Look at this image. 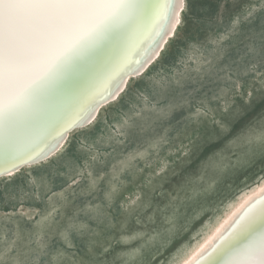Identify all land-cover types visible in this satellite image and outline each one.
Segmentation results:
<instances>
[{
  "label": "clouds",
  "instance_id": "obj_1",
  "mask_svg": "<svg viewBox=\"0 0 264 264\" xmlns=\"http://www.w3.org/2000/svg\"><path fill=\"white\" fill-rule=\"evenodd\" d=\"M186 11V0H179L171 16V22L177 25L178 34L184 27ZM262 12H264V0H253L250 5L242 9L240 14L233 17L226 31L210 38L207 44H189L178 59L171 76L160 73L149 76L153 67L142 76L135 78L136 81L146 78L154 91L163 96L172 88H183L189 83L203 81L206 77L223 71L225 75L222 79L226 83L220 92L212 97V102H224L233 116L227 123L226 131L221 133L229 137L223 149L205 162L198 172L184 176L179 183L173 185L172 190H168L166 186L180 173L176 166L165 168L160 164L161 155L173 151V140L179 142L181 137L188 138L194 143L189 129L198 127L202 119L211 117L215 109L210 107L207 100H201L197 102L194 111L186 116L185 128L177 132L174 137L169 136L170 129L166 128L161 134L147 135L142 144L129 151H123L121 148L127 144L132 132L151 133L157 123L170 120L177 111L191 106L188 100L161 106L149 95L138 94L137 103L131 106L129 112L121 116L118 123L100 122L103 131L95 140L79 137L78 151L88 157L83 166L68 156L70 141L32 166L47 167L52 176H66L69 183L64 191L52 192L48 176L38 177L29 172L27 188H22L13 196L21 202L31 198L40 200L42 196H48L47 212L44 214L35 212L36 215H42V221L34 226L35 231L29 240L30 256L27 264H41V258L44 256H50L49 264H153L152 258L159 255L157 250L168 248L176 240L179 242L164 258L163 264H203V257L216 248L246 210L255 203L253 198L232 218L223 231L213 236L234 208L240 204L241 196L246 191H251L253 187L264 186V173H262L259 178L243 182L238 187L230 185L227 193L217 196L227 177L235 176L239 171L250 167L255 159L264 157V112L253 116L239 132L231 135L234 124L252 110L253 101L264 99V72L256 71L260 65H264V34L259 37L255 34L247 37L237 68L219 67L229 52L228 42L239 38L244 26L253 24L258 13ZM177 13L180 15L179 21H177ZM75 39V34L66 38L60 48L70 47ZM84 48L86 46L73 50L66 62ZM55 54L54 52L53 55ZM249 76L256 77V82L259 84L257 91L262 95L250 97L245 108H234V97L237 95L235 89ZM128 83L130 88L132 80L130 79ZM129 88L118 90L113 102L118 104ZM16 99L17 94L13 93L5 98L4 103L8 105ZM201 112L204 113L203 118L200 117ZM96 126L97 121L94 120L81 131L90 132ZM103 149H111V152H105ZM190 156L191 153L185 154L181 161H187ZM108 157H112L109 172L96 176L93 170L95 165L103 164ZM57 165L62 166L65 171H58ZM141 166L152 169V176L146 185L147 193L137 194L134 199L130 198L129 201L121 203L125 219L117 227L103 209L110 208L115 203L120 192L128 186L125 177L139 175L142 172ZM83 181H87V184L81 189L79 186ZM101 183L106 185L103 205L88 203L83 208L74 210L71 217H65V210L72 203L70 197L89 195L95 192ZM155 195H159L165 201L163 206L154 207L152 197ZM149 209L153 211L146 215ZM81 216L89 217L97 224H106L109 229H117V234L103 240L97 239L101 236V232L91 228L86 221L80 219ZM57 217L64 220L62 226L59 225ZM157 222L160 223L159 228L150 227ZM130 223H134L136 227L130 229ZM9 224L15 225V230L10 228ZM48 229H52V234L57 235L67 249L74 248L73 233L80 237L88 236L92 259L86 262L73 261L65 250L49 253L45 239L50 234ZM10 233H12L11 238ZM210 236L213 239L208 248L193 259V250ZM18 237V222L0 221V245L4 246L3 254L6 255L13 250ZM117 246L119 250L113 252ZM96 248L100 249L99 253L95 251ZM109 253L112 255L109 256ZM20 264L24 262L21 261Z\"/></svg>",
  "mask_w": 264,
  "mask_h": 264
},
{
  "label": "bare ground",
  "instance_id": "obj_2",
  "mask_svg": "<svg viewBox=\"0 0 264 264\" xmlns=\"http://www.w3.org/2000/svg\"><path fill=\"white\" fill-rule=\"evenodd\" d=\"M178 2L64 0V6L40 9L34 28L14 41L18 61L27 70L14 77L0 71V173L27 162L0 178L11 177L50 156L71 132L94 121L104 106L113 103L118 90L131 78L142 75L177 29L171 16ZM85 3L114 6H74ZM74 34L76 39L70 47H51L53 37L63 35L66 39ZM85 46L66 62L73 50ZM42 51H47L46 64L35 62ZM13 93L17 99L6 105L5 98ZM262 193L264 188L223 226L219 232L255 198L224 239L203 257V264H264Z\"/></svg>",
  "mask_w": 264,
  "mask_h": 264
},
{
  "label": "rangeland",
  "instance_id": "obj_3",
  "mask_svg": "<svg viewBox=\"0 0 264 264\" xmlns=\"http://www.w3.org/2000/svg\"><path fill=\"white\" fill-rule=\"evenodd\" d=\"M253 0H186V14L184 16V27L178 34L177 29L172 38L165 44L163 52L159 58L149 67L153 68L149 73H160L167 76L173 74V70L177 66L178 59L183 55L184 49L191 43L207 44L210 38L219 35L227 30L231 20L236 15L240 14L242 9L247 7ZM255 34L259 37L264 34V12L258 13L256 21L251 25H245L242 30V35L228 42V54L220 64L223 69L227 66L230 69H235L239 66V58L246 46V40L249 35ZM149 68L146 70L148 71ZM145 71V72H146ZM257 72H264V65H260ZM143 75V74H142ZM140 75V76H142ZM225 75L223 71H218L216 74L206 77L203 81L197 83H189L183 88H172L167 94L161 96L156 93L150 82L144 78L136 81L131 78L132 86L129 88V83L125 88H129L128 92L120 99L119 103H110L104 106L99 112L95 121L97 126L90 132H83L79 128L71 132L67 137L66 142H71V147L68 151V156L73 161L83 166L84 162L88 159L87 155L78 151L77 142L79 137L84 136L95 140L96 137L102 134L103 125L101 121L109 124L118 123L121 116L131 110V106L137 103L136 97L140 93H144L158 101L161 106L169 103H179L184 100L190 102V107L182 108L177 111L170 120L157 123L153 131L148 134H142L139 131H134L129 135L127 144L123 145L121 150L129 151L139 144H142L147 135L161 134L166 128L170 129L169 136L174 137L177 132L182 131L187 125L186 116L189 112L194 111L197 102L207 100L210 107L215 110L212 112L211 117L203 118L204 113H200L203 118L198 127H192L189 131L192 134L191 143L188 138L181 137L180 141L173 140V151L163 153L160 157L159 163L165 168L176 166L179 175L175 177L166 186L168 190H172L173 185L179 183L184 176L194 174L199 171L201 166L207 162L215 153L223 149L228 136L221 133L226 131L227 123L233 118L229 113L228 107L224 102H212V97L216 96L221 88L225 85L222 77ZM259 84L256 82V77H246L240 86L235 89L237 95L234 97L233 107L245 108L250 97L262 95L257 91ZM253 108L247 112V115L236 122L232 128L231 135H235L240 129L250 120L253 116L260 112H264V99L253 101ZM247 110V109H245ZM105 152H111V149H103ZM191 153L187 161H181V158ZM181 161V162H180ZM112 163V157L105 159L103 164H96L94 173L99 176L102 173H108ZM142 167V172L133 177L126 176L128 186L124 188L115 203L110 207L103 209L107 215L111 217L112 223L117 227L124 221L125 214L121 208V203L129 201L130 198L134 199L137 194H146V185L152 176V169ZM58 171L63 172L65 169L57 165ZM163 170V169H162ZM31 172L35 176H48L51 181L52 192H62L67 188L69 180L66 176L55 175L52 176L49 168L47 167H25L18 173L11 177H2L0 179V221H16L19 223V237L16 245L11 252L6 255L3 254L4 246L0 245V264H20L21 261L27 264V259L30 256L28 252L29 240L35 231L34 226L40 224L42 215H36L35 212L44 214L48 210V196L44 195L40 200L34 198L27 199L21 202L19 199H14L13 196L18 194L22 188H27V174ZM264 173V157L257 158L253 161L250 167L244 168L239 171L235 176H229L225 179L221 186L220 192L217 196H222L229 191V186L238 187L243 182H248L252 179L259 178L260 174ZM87 181H83L79 186L81 189L86 187ZM264 186L253 187L251 191H246L240 198V204L234 208L231 215L220 227L217 232L229 221L234 213L255 193L263 189ZM106 191L105 183H101L95 192L89 195H77L70 197L72 200L71 206L65 210V217H71L74 210L83 208L86 204H104V193ZM164 200L155 195L152 197L154 207L163 206ZM153 209H149L146 215L151 214ZM30 218V219H29ZM81 220L86 221L91 228H96L101 232V236L97 239H106L109 236L117 234V229H109L106 224H97L89 217L81 216ZM60 226L63 225L64 220L57 217ZM10 228L15 230V225L9 224ZM136 225L129 224V228L133 229ZM151 228H159L160 223L157 222L150 226ZM49 235L45 237L48 243V252L55 253L57 250H65L72 257L73 261L86 262L92 259L89 253V237H80L73 233L72 241L74 248L67 249L65 244L55 234H52V229H48ZM10 238L12 233L9 234ZM213 239L212 236L208 237L204 242L199 244L194 250L192 257L201 250L209 241ZM179 241H173L171 245L164 250H157L159 255L153 257V264H163L164 258L170 253ZM119 246L113 249V252L118 251ZM95 251L99 253L100 249L96 248ZM27 254V255H26ZM109 256L112 253L108 254ZM50 256L41 258V264H49Z\"/></svg>",
  "mask_w": 264,
  "mask_h": 264
},
{
  "label": "snow or ice",
  "instance_id": "obj_4",
  "mask_svg": "<svg viewBox=\"0 0 264 264\" xmlns=\"http://www.w3.org/2000/svg\"><path fill=\"white\" fill-rule=\"evenodd\" d=\"M64 6V0H0V71L8 77L26 71L16 54L14 41L21 35L29 32L39 21V10L48 7ZM86 9H105L114 5L106 3H85L74 5ZM65 41L63 35L53 37L51 47L55 48ZM35 62L46 64L47 51L37 53ZM264 245V241H261Z\"/></svg>",
  "mask_w": 264,
  "mask_h": 264
},
{
  "label": "water",
  "instance_id": "obj_5",
  "mask_svg": "<svg viewBox=\"0 0 264 264\" xmlns=\"http://www.w3.org/2000/svg\"><path fill=\"white\" fill-rule=\"evenodd\" d=\"M89 123V122H88ZM86 124L87 123H85V125L84 126H86ZM73 129V128H72ZM42 159V158H41ZM30 162H33V161H30ZM27 162H25V163H23V164H26ZM23 164H21V165H23ZM21 165H18L16 168H13L12 170H9V171H7V172H3V173H0V175L2 174H6V173H11V172H13V171H15L16 169H18Z\"/></svg>",
  "mask_w": 264,
  "mask_h": 264
}]
</instances>
